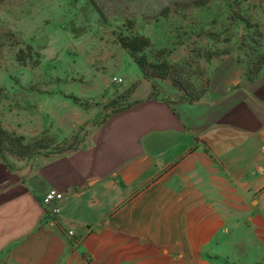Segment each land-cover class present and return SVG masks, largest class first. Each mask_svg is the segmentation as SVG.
<instances>
[{"label":"crops","instance_id":"obj_1","mask_svg":"<svg viewBox=\"0 0 264 264\" xmlns=\"http://www.w3.org/2000/svg\"><path fill=\"white\" fill-rule=\"evenodd\" d=\"M125 102L0 175V264H264V62L196 99L141 73Z\"/></svg>","mask_w":264,"mask_h":264},{"label":"rangeland","instance_id":"obj_2","mask_svg":"<svg viewBox=\"0 0 264 264\" xmlns=\"http://www.w3.org/2000/svg\"><path fill=\"white\" fill-rule=\"evenodd\" d=\"M131 37L192 98L222 92L264 62V0H0V126L37 142L0 152L1 176L77 148L126 105L143 74Z\"/></svg>","mask_w":264,"mask_h":264},{"label":"trees","instance_id":"obj_3","mask_svg":"<svg viewBox=\"0 0 264 264\" xmlns=\"http://www.w3.org/2000/svg\"><path fill=\"white\" fill-rule=\"evenodd\" d=\"M146 40L139 37H131L124 40L126 45L135 56V61L143 72V75L147 78H165L167 76V65L163 64H151L143 55L137 56V53L141 51L142 46ZM176 82V81H175ZM177 83V82H176ZM178 84V83H177ZM179 85V84H178ZM182 87V86H180ZM183 88V87H182ZM184 89V88H183ZM74 99H77L74 97ZM37 142L24 143L22 136H16L0 126V152L9 151L13 154H17L22 157L30 156L35 153Z\"/></svg>","mask_w":264,"mask_h":264},{"label":"built area","instance_id":"obj_4","mask_svg":"<svg viewBox=\"0 0 264 264\" xmlns=\"http://www.w3.org/2000/svg\"><path fill=\"white\" fill-rule=\"evenodd\" d=\"M64 198V192L51 187L46 190L42 197V203L45 208V223L46 224H57L59 222L61 213V201ZM69 236L74 234L73 230H68Z\"/></svg>","mask_w":264,"mask_h":264}]
</instances>
